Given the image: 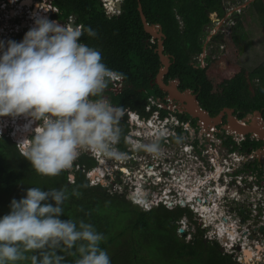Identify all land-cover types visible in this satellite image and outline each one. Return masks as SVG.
<instances>
[{"label":"trees","instance_id":"obj_1","mask_svg":"<svg viewBox=\"0 0 264 264\" xmlns=\"http://www.w3.org/2000/svg\"><path fill=\"white\" fill-rule=\"evenodd\" d=\"M50 1L57 7L59 18L70 17L76 26L85 29L80 42L100 50L102 62L116 76L123 77L120 92L110 88L114 84L111 80L103 93L109 96L111 104L123 109L122 136L125 137L135 115L145 114L150 96L165 94L157 83L152 84L162 62L156 50L157 40L144 28L139 3L148 22L161 24L166 35L164 53L170 54L172 61L163 81L180 79V88L194 90L198 105L208 116L216 115L226 106L264 112V61L251 71L234 63H226L222 68L218 58L210 59L205 67L195 62L194 57L203 51L206 26L226 15L223 0H122L121 12L114 15L108 14L102 0ZM254 3L264 25V0ZM240 25L238 19L236 27ZM89 26L96 31L95 37L88 35ZM219 40L223 36L216 34L211 41ZM213 53L216 49L211 48ZM8 135L0 133V200L19 201L31 187L44 191L66 188L69 199L62 205L64 212L59 219H72L77 225L83 220L94 225L106 237L100 247L107 250L111 264H137L143 260L144 264H234L229 254L218 249L217 243L211 245L208 241L209 246H205L200 233L194 239L196 245L178 237L176 221L190 211L163 205L144 210L100 183L90 184L86 174L97 165V159L87 154H82L71 170L58 176L40 175ZM73 190L81 195H72ZM43 203L55 206L51 198ZM3 216L0 213V218ZM125 236H130L127 244H123ZM56 251L64 257V264H74L78 258V253L73 255L75 247L62 246Z\"/></svg>","mask_w":264,"mask_h":264},{"label":"clouds","instance_id":"obj_2","mask_svg":"<svg viewBox=\"0 0 264 264\" xmlns=\"http://www.w3.org/2000/svg\"><path fill=\"white\" fill-rule=\"evenodd\" d=\"M35 25L21 42L8 41L0 55V116L25 114L40 121L31 126L34 138L17 145L21 155L44 176L71 170L84 151L122 156L116 146L124 113L110 103L108 95L103 96L115 73L102 62L101 51L80 42L82 27L60 25L47 17L36 18ZM86 31L89 36L97 35L90 26ZM134 147L160 152L158 141ZM72 195L81 194L73 190ZM49 198L55 206L42 204ZM68 199L66 188L44 191L40 187L29 188L19 201L13 199L11 212L0 218V264L29 259L31 264H64V257L56 251L62 246L75 247L73 255L78 253V258L74 264H111L107 250L100 247L106 237L94 225L59 219ZM199 230L192 233L199 235ZM36 250L39 255L29 257Z\"/></svg>","mask_w":264,"mask_h":264},{"label":"flooded vegetation","instance_id":"obj_3","mask_svg":"<svg viewBox=\"0 0 264 264\" xmlns=\"http://www.w3.org/2000/svg\"><path fill=\"white\" fill-rule=\"evenodd\" d=\"M11 1L0 0V41L4 44V48L0 49V55L6 50L8 41L19 42L23 40L25 30H30L26 22L21 24L23 30L16 27L18 17ZM39 2L45 8L42 10L43 17L56 20L60 25L76 26L70 17L65 19L58 17L57 7L53 6L50 0ZM7 11L9 15L5 14ZM221 22L218 21V24ZM153 40L158 42V39ZM203 48L201 53L209 62L211 49L206 53L204 42ZM194 59L196 60V56ZM176 79L178 78L170 79L166 83ZM178 80L177 88L180 93L189 89H181L179 86L181 81ZM123 86L122 83L118 90L113 89L114 92H120ZM189 90L197 99L198 94L192 89ZM162 91L165 92L162 97H149L145 114L135 115L133 122L128 125L125 137L121 136L116 147L123 155L110 158L95 153L96 156L88 151L90 156L97 159V165L92 166L89 171L94 170L99 174L104 171L102 175L107 178L108 188L114 187L117 182L123 185L124 191L120 194L126 196L132 203L133 192L135 196H139L140 193L142 198L150 200L155 194L162 195L166 188H169L171 190L169 196L171 199L175 197L172 209L184 208L190 211L176 221L178 228L184 224V231L181 234L177 233L178 237L196 245L194 239L199 235L192 231L199 228V232L203 234L204 245L209 246V242L217 243L218 249L225 252L224 254L236 255L234 264H264V138L261 136L262 132L256 131L264 129V112L260 109L246 110L242 107L226 106L214 115L217 116L225 108L232 110L231 112L225 110L220 121L205 123L188 111L187 101L171 97L169 92ZM200 110L204 113L201 108ZM256 111L260 116L256 115ZM230 117L235 118V124L245 127L246 132H238V126H232ZM154 141H158L160 146V152L157 154L134 147ZM124 172L132 173L131 182L121 179ZM152 172L162 173L163 181L157 182L155 176L151 175ZM141 173L145 175L142 176ZM198 175L204 180L201 183V192L195 197L192 193L191 197L189 196L191 203L183 206L180 199L182 196L189 197L186 194L180 196V190L185 189L186 192V186L192 187L189 189H195L193 186H196L197 189L199 186L192 179ZM184 178H189L190 182L186 183ZM182 180H185V184H177ZM207 212L209 214L218 212L219 216L214 214L215 217L207 219L205 215ZM207 220L213 221L216 225L211 222L208 227H201ZM188 222L194 225L192 231L188 229ZM231 222L234 224L233 227ZM218 226L221 228L218 229ZM208 228L215 231V238H206ZM227 229L232 230L234 239ZM188 234L190 236L186 240ZM231 258L233 259L232 256Z\"/></svg>","mask_w":264,"mask_h":264},{"label":"rangeland","instance_id":"obj_4","mask_svg":"<svg viewBox=\"0 0 264 264\" xmlns=\"http://www.w3.org/2000/svg\"><path fill=\"white\" fill-rule=\"evenodd\" d=\"M255 1L256 0H223V3L225 4V7H226L225 17L222 18L221 20L214 19L210 25L206 26V29H205V32L203 35V42H204V47H205L206 53H208V51L211 48L216 49V53H214L210 56L209 61H210V59H213V58L217 59L218 58V60L222 61V65H221L222 68H224V65L226 63H234L237 65H241L250 71L252 69H254L255 67H257L258 65H260L264 61V25H263V22H262L263 20L260 16V13L254 5ZM14 2H16V0H12L11 5L14 4ZM14 6H17V5L14 4ZM238 19L241 21V25L236 27V23H237ZM218 21H222V22L218 24ZM216 34H221V36H223V40L210 41V40H212L211 37H213ZM203 50H204V48H203ZM195 62L198 65L205 66L208 63V60L206 58H204L203 64H201L202 61H200L199 59H196ZM13 117L14 116L7 115V116H5V119L0 120V130H1L0 133L10 134L12 136V138L17 142V144H19L20 141H22V136H26L28 139H32V137L34 138L33 135L35 133L32 131V129H31L32 127H29V124H26V127H25L24 126L25 123H23V121H22L23 119H25L23 117H27V121H29L30 116L20 114L18 116V118H15L14 120H13ZM16 119L18 121L15 122V126H13L14 123L11 121L12 120L15 121ZM8 122H10L8 129H6V130L3 129V126H5V124ZM16 124H19L20 127H22V128L19 127V130H16V129L13 130V128H16ZM30 126H31V123H30ZM10 135H8V136H10ZM12 138L10 137V139H12ZM87 152L88 151H84L81 153V155L87 154L88 156H90V154H88ZM97 172H98V170H97ZM94 173L95 172L93 170L91 174H94ZM103 173H104V171H102V173L100 174V176L98 178L95 175L96 176L95 178L96 179L100 178L101 181L105 180V182L101 183V181H99L97 183L102 184V186H104V187H109L107 184V181H106L107 178L105 175H102ZM86 175L89 178L91 177L88 175V173ZM131 175H132V173L128 174V173L124 172L121 175V179L125 182L126 181L131 182V180H132ZM133 177H134V175H133ZM195 178L200 180L199 175L196 177H193L192 181H194ZM184 179L186 180V183L190 182L189 178H184ZM71 181H73V180H71ZM197 182L198 181H196V184H197ZM90 184L94 185L95 182L93 183V181H92V183L90 182ZM177 184H179V182H177ZM189 187L190 186H186V188H189ZM116 188H118V189L116 190ZM123 188H124L123 185H121L118 182H117V184L114 185V187L113 186L110 187L111 193H113V192L123 193V191H124ZM201 189H202V187H201ZM189 191L190 190H188V192ZM182 192H184L183 189H182ZM152 193H154V192H152ZM132 194H134V192ZM138 194L140 196V193H138ZM180 196H181V194H180ZM144 201H146L145 198H143L142 202H144ZM11 203H12L11 201L6 202L3 199L0 200V213L2 215L9 214L11 212ZM138 205H140V204H138ZM140 206L144 209H148L147 207H143L142 205H140ZM205 214L208 215V216H206V218L210 219L212 216H214V214H218V212H214V213L210 212V214H208V212H207ZM218 216H219V214H218ZM208 222H210V221H208ZM211 222H213V221H211ZM221 222H222V219H221ZM125 224H126V222L119 225L118 227L124 226ZM187 224H188L187 226L189 227V228L188 227L187 228L192 231V229L194 228L193 223L188 222ZM180 226L184 227V224H181ZM222 228L224 229V227H222ZM177 232L179 234L182 233L179 231V229H177ZM189 236L190 235L188 234L186 240L189 238ZM129 237L130 236L124 237L125 239H123V244H127V238H129ZM39 252L40 251H36L34 253L30 252V253H28V255H29V257H31L33 254L39 255ZM231 256L233 257L234 261L236 262V255H231ZM30 261L31 260L29 259L28 261L17 262V264H27ZM119 263L123 264V262H119ZM137 264H144V260L137 263ZM182 264H188V263L182 262ZM189 264H191V263H189Z\"/></svg>","mask_w":264,"mask_h":264},{"label":"built area","instance_id":"obj_5","mask_svg":"<svg viewBox=\"0 0 264 264\" xmlns=\"http://www.w3.org/2000/svg\"><path fill=\"white\" fill-rule=\"evenodd\" d=\"M23 1H27V0H16V2H14L15 5L17 6H14V4H12V8L14 9V12H15V15L18 17L17 18V22H16V27L19 28V29H22L21 28V24L22 23H27V28H33L35 27V20L36 18L38 17H43L44 16V12L42 10H44L45 8H43L42 4L39 2V0H30L31 1V4H27V3H24L23 4ZM102 3H103V6L106 8L107 12L109 15H114V14H118L120 11L117 9V0H102ZM38 6H40L39 8H37ZM46 12V11H45ZM6 15H9V12L7 11L5 13ZM56 21V20H54ZM59 24V23H58ZM77 27H81L80 25L77 26ZM27 33V30H25L24 32V36L25 34ZM22 41V40H21ZM19 40V42H21ZM204 54L202 53H199L197 56H196V59H199L200 61H202L201 64H203V61H204ZM113 82H114V87L112 89H119V87L122 86V83H123V77L121 76H116L115 75V78L113 79ZM25 115V114H24ZM19 116V115H18ZM18 116H14L13 117V120L15 118H18ZM25 119H23V123H26L27 122V117H23ZM5 119V116H0V120H3ZM11 121L14 123L13 126H15V122H17L18 120L16 119L15 121ZM31 120V121H30ZM31 125H35V126H38L40 121L38 120H33L32 117H30L29 119ZM3 125V124H2ZM10 125V122L6 123L5 126H3V129H8V126ZM35 129V128H34ZM13 130H15V128H13ZM1 132V130H0ZM7 132V131H6ZM8 133V132H7ZM93 153V152H92ZM94 155H96L95 153H93ZM97 156V155H96ZM101 159V158H100ZM77 168H80L81 166L80 165H77L76 166ZM141 172V171H140ZM89 176H91V171H88L87 172ZM142 176H144L145 174L144 173H141ZM151 175L155 176L157 182L159 181H163V177L164 175L162 173H155V172H152ZM99 176H97L98 178ZM95 182V184L100 180L99 179H96L95 177H91V180L90 182L92 183ZM196 181H198L197 184H200V188L202 187V184L203 183V179L200 178V180L196 179L194 180V183H196ZM105 182L104 180L101 181V183ZM179 183H182L184 184L182 181L179 182ZM194 188H196V186H193ZM189 188H192V187H189ZM189 188H186V192H185V189L184 192H182V189L180 190V194H186L187 195V192L189 190ZM164 190V189H163ZM171 192V190H169V188H167L165 191H164V194L163 196H161V194H157L155 195L153 198H151L150 200H146L144 202H142L143 198L142 196H134L133 195V200L141 205H143V207H147L148 209H150L151 207H153V205H156V204H159V203H162L164 204L166 207H169V208H172L173 205H174V201H175V197H173L171 199V197L169 196V193ZM200 192H201V189H200ZM200 192H198L197 194H199ZM196 194V195H197ZM188 196V195H187ZM180 202H182V205L185 206L187 204H190L191 201H190V198H187L186 196H183L181 199H180ZM200 220V219H199ZM209 220L207 221H204L203 224H201V227L205 228V227H208V224L211 223V222H208ZM211 224H214V222H212ZM231 227H233V223L231 222ZM216 225V223L214 224ZM221 227L218 226V229H220ZM206 238H210V239H213L215 238V231L214 230H210L208 228V232H207V236ZM226 251L228 252H231L230 249H227L225 248Z\"/></svg>","mask_w":264,"mask_h":264},{"label":"water","instance_id":"obj_6","mask_svg":"<svg viewBox=\"0 0 264 264\" xmlns=\"http://www.w3.org/2000/svg\"><path fill=\"white\" fill-rule=\"evenodd\" d=\"M30 1V0H27ZM140 1V0H139ZM122 8V0H117V9L121 12ZM138 10L140 12V16L144 25V28L147 32H149L152 35L153 39H158V46L156 48L157 52L159 53V56L161 58L162 67L159 69L157 75L154 78V83H157L159 87L170 93L171 97H177L181 99L182 101H187L188 104H186V107L188 108V111L194 116L199 117L201 120L205 123H216L221 120L222 115L224 114L225 110L231 112L232 110L229 108H225L218 114L217 116H208L201 112L200 106L197 103V99L195 96L191 95L192 91L187 89L184 92L180 93L178 91V83L179 80H171L169 83H166L162 80V77L168 72L169 67L171 65V55L164 53V39L166 38L165 33L162 30L161 24H151L148 22L147 17L145 13L143 12V7L139 3ZM256 115L260 116V113L256 111ZM230 121L232 123V126H238L237 131L238 132H246V129L241 127V125L235 124L236 120L233 117H230ZM256 131L262 132L261 135L264 138V129H257ZM261 137V138H262Z\"/></svg>","mask_w":264,"mask_h":264},{"label":"bare ground","instance_id":"obj_7","mask_svg":"<svg viewBox=\"0 0 264 264\" xmlns=\"http://www.w3.org/2000/svg\"><path fill=\"white\" fill-rule=\"evenodd\" d=\"M24 3H27V4H31V1H23V4ZM21 124V123H20ZM26 124H29V127H31L30 126V121H27V123H25L24 124V126L26 127ZM248 125V124H247ZM145 126V125H144ZM19 127H20V125L19 124H16V130H18L19 129ZM20 128H22V127H20ZM245 128V127H244ZM29 129V128H28ZM246 129V128H245ZM146 130V129H145ZM29 131V130H28ZM22 134V133H21ZM27 137L26 136H22V141L24 140V139H26ZM28 139V138H27ZM99 170H100V168H99ZM102 170H103V168H102ZM100 172V171H99ZM95 175L96 176H100V174L99 173H94L93 174V177H95ZM182 182L185 184V180H182ZM198 183V182H197ZM198 186L199 187H197V189L195 188V189H189L190 191L189 192H187V195H188V197L190 196L191 197V194L193 193V196L195 197V195L198 193V192H200V184H198ZM185 188V187H184ZM140 189V188H139ZM135 196V195H134ZM189 197V198H190ZM192 200V199H191ZM209 214V213H208ZM206 216H208L207 214H205ZM223 229V228H222ZM222 231H224V229L222 230ZM227 231H229V233L231 234V236L233 237V239H234V237H235V235L232 233V230H230V229H228ZM220 232V231H219Z\"/></svg>","mask_w":264,"mask_h":264}]
</instances>
